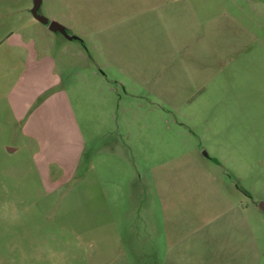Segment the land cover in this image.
<instances>
[{"label":"rangeland","instance_id":"1","mask_svg":"<svg viewBox=\"0 0 264 264\" xmlns=\"http://www.w3.org/2000/svg\"><path fill=\"white\" fill-rule=\"evenodd\" d=\"M33 6L0 0V264H264V0H42L73 40Z\"/></svg>","mask_w":264,"mask_h":264},{"label":"water","instance_id":"2","mask_svg":"<svg viewBox=\"0 0 264 264\" xmlns=\"http://www.w3.org/2000/svg\"><path fill=\"white\" fill-rule=\"evenodd\" d=\"M41 4H42V0H34V6L31 12H32V15L35 17V19L47 25L50 28V30L54 32L62 33L70 40L80 39L78 36L70 34L68 28L65 25L61 24L57 20H50L48 17L41 14L40 13ZM11 150H13V148H11Z\"/></svg>","mask_w":264,"mask_h":264},{"label":"flooded vegetation","instance_id":"3","mask_svg":"<svg viewBox=\"0 0 264 264\" xmlns=\"http://www.w3.org/2000/svg\"><path fill=\"white\" fill-rule=\"evenodd\" d=\"M41 6H42V4H41Z\"/></svg>","mask_w":264,"mask_h":264}]
</instances>
